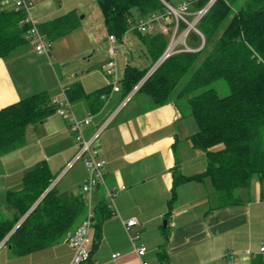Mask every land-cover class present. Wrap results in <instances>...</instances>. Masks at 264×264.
Here are the masks:
<instances>
[{
  "label": "crops",
  "instance_id": "1",
  "mask_svg": "<svg viewBox=\"0 0 264 264\" xmlns=\"http://www.w3.org/2000/svg\"><path fill=\"white\" fill-rule=\"evenodd\" d=\"M33 1L30 15L38 28L69 12H76L78 16L79 27L54 40L68 50V54L57 57L61 63L83 55V48L78 50L73 46H82L83 37L91 31V20L100 23L96 29L102 23L105 25L98 0ZM0 4L14 9L13 0H0ZM85 6L89 9L80 17L79 10ZM130 31L125 41L132 36L134 44L146 48L134 29ZM52 57V51L50 55L39 54L31 40L9 56L0 57V109L37 92H46L53 101L62 97L75 81L81 83L86 93L110 85L112 78L106 70L107 62L86 65L79 71L73 69L70 74L60 68L63 73L60 76ZM124 72L125 68L121 73L119 67L120 80ZM123 99L122 90L114 92L109 102L98 101L100 109L96 113L92 112L89 98L76 99L73 108L78 118L94 114L91 124L85 127L86 136ZM184 107L187 106L175 100L156 106L148 95L134 93L99 136L97 147L106 163L107 185L125 186V189L115 198L119 215L99 205L102 198L107 203L101 188L93 195L92 208L96 219H102V231L92 264H142L144 260L149 264H252L256 256L264 257L260 251L264 246V177L256 176L249 185L238 189L240 203L231 206H218L217 193L209 181H187L177 186L170 206L174 170L188 176L207 166L206 154L191 144L190 138L198 126L191 111L187 115ZM69 125L68 118L54 112L44 121L30 124L21 143L8 151H0V220L13 215L7 193L20 190L24 175L36 164L46 161L52 173L59 174L70 163L77 149ZM81 163L75 169L73 164L60 178L58 190L83 195L82 185L88 171ZM83 198L86 215L89 206L84 195ZM130 217L139 221L134 230L141 234L137 243L147 247L144 256L134 250L123 225L122 220ZM73 230L65 239L27 254H16L10 245H2L0 264H70L74 251L66 240ZM94 235L95 227L93 238ZM162 248L164 254L160 258L158 253ZM232 250L234 255L230 253ZM115 253L119 255L114 259Z\"/></svg>",
  "mask_w": 264,
  "mask_h": 264
},
{
  "label": "trees",
  "instance_id": "2",
  "mask_svg": "<svg viewBox=\"0 0 264 264\" xmlns=\"http://www.w3.org/2000/svg\"><path fill=\"white\" fill-rule=\"evenodd\" d=\"M165 1L171 4V0ZM208 1L198 0L192 8H202ZM247 1L249 5L239 6L236 1L216 0L197 25L204 35V46L170 56L148 77V70L162 55L169 39L159 32L134 29L151 63L142 68L125 66L120 80L123 97L142 82L135 93L148 95L156 106L173 100L188 105L198 126L191 144L207 157V166L199 173L186 176L174 170L170 206L177 186L187 181H209L217 193L218 206H231L240 203L238 189L249 185L256 176L264 177V0ZM98 5L107 32L120 42L139 18L166 9L162 0H98ZM24 16V10L0 4V57L9 56L28 42L29 26L21 23ZM179 26L183 29L186 24L180 22ZM78 27L76 12H69L42 23L39 30L54 41ZM188 43L198 47L201 37L192 32ZM220 80L229 88L224 96L211 86ZM109 87L86 93L75 81L66 93L72 102L89 98L92 112L96 113L100 109L98 101ZM55 110L46 92L34 93L0 109V151L21 143L30 124L44 121ZM57 175L46 161H40L24 175L20 190L7 193L13 215L0 220V243L9 235L7 245L14 253L27 254L53 245L81 223L86 210L83 195L60 191L56 185L49 188ZM99 205L107 208L103 198ZM101 225L102 219L97 218L92 256L101 240ZM158 254L161 258L164 248ZM92 263L91 259L88 264ZM252 264H264V257L256 256Z\"/></svg>",
  "mask_w": 264,
  "mask_h": 264
},
{
  "label": "built area",
  "instance_id": "3",
  "mask_svg": "<svg viewBox=\"0 0 264 264\" xmlns=\"http://www.w3.org/2000/svg\"><path fill=\"white\" fill-rule=\"evenodd\" d=\"M15 10H24L25 16L21 20V23L28 25L26 31V38L31 40L34 44L36 51L39 54L50 55L52 51L51 41L46 38L37 27L35 21L30 15L31 8L33 7V0H13ZM166 5V9L163 12H153L144 17L139 18L135 23L131 25L126 34L123 37V42L130 30L137 29L141 33H162L169 39L168 45L158 60L150 67L146 77L151 75L161 63L170 56L178 52H194L200 50L205 44V38L202 32L198 29L197 25L202 17L208 12L216 0H209L202 8L193 9L192 6L198 0H182L179 7H175L165 0H162ZM7 2V1H6ZM170 16H172L170 19ZM184 22L186 26L181 29L179 24ZM192 32H195L201 37V44L191 46L188 43V39ZM109 42V56L106 63V70L111 76L110 90L102 94L101 98L104 103L111 100L114 92L121 91L120 78H119V66L117 55L119 48L116 45L118 38L114 34L108 33ZM145 77V78H146ZM144 78V79H145ZM140 82L134 90L124 97L122 104L115 109L111 115H109L90 136H86L85 127L90 125L94 114L90 113L85 118H78L73 108V102L67 96L65 92L60 98L54 99L52 102L56 107L55 112L64 118H68L70 121L69 129L75 137L76 141V153L71 159L66 168L56 177L49 188H52L64 175V173L77 161L81 160L85 165L88 176L82 185V192L87 200L88 209L84 219L68 236L66 242L73 249V257L70 264H88L92 259V245H93V230L96 223V215L92 208V199L94 193L98 189L103 190L104 197L107 199V209L113 215H119V211L116 205L115 198L120 190L125 189V186L109 187L105 178V161L100 157L99 149L97 147V141L102 131L110 124L116 113L126 102L133 96V94L140 87ZM125 226L134 250L138 255L144 256L147 253V247L144 244H138V240L141 238V234L134 230L138 226L139 221L136 217H130L122 220ZM9 235L0 243L2 245L7 244ZM264 252V246L260 249ZM234 255L233 250L230 251ZM119 254L115 253L112 257L115 259ZM142 264H149L148 261H142Z\"/></svg>",
  "mask_w": 264,
  "mask_h": 264
},
{
  "label": "rangeland",
  "instance_id": "4",
  "mask_svg": "<svg viewBox=\"0 0 264 264\" xmlns=\"http://www.w3.org/2000/svg\"><path fill=\"white\" fill-rule=\"evenodd\" d=\"M54 1L57 2V0H54ZM181 1L182 0H171V4L175 7H179V4ZM230 1L231 2L236 1L237 2L236 4L239 6L249 5V2L247 0H230ZM88 9H89L88 6L81 8L79 10V16L81 17L85 13H87ZM171 17L172 16H170V19H172ZM91 23L93 24L90 26L91 31L89 32H91V34L88 32L87 35L83 37L82 46L80 45L73 46V48H77L78 50L82 48L85 50V52L81 56H78L76 58H68L69 60L67 59L66 61L61 63L57 57L68 54V50L64 48L63 44L59 42L54 43V41H51L52 42L51 43L52 56H53L52 63L55 65L57 72L59 73L60 76L63 75V73L61 72V69L65 70L66 74H70V72L73 69L76 71H79L80 69H82V67L86 65L94 64L96 62L103 64L107 62L108 59L110 58L109 56L110 46H109V42L106 40V38L108 37V32H107V29L105 28V25L102 23V26L96 29V25L100 23H98L96 20L95 21L91 20ZM90 27H87L86 29ZM130 32L128 33V35L130 34ZM131 37L132 36H128L125 42L123 43L118 42L116 44L119 48L117 60H118L121 73L123 72L127 64H132V65L142 68L147 65H150L151 63V59L149 58L147 54L146 48L143 46H139L138 43L134 44L132 42ZM147 56H148V59L146 58ZM89 60H91L90 63H88ZM211 86L217 89V91L219 92L221 96H224L229 93V88L227 84L222 80L212 83ZM180 103H184V102L180 101ZM184 111L187 112V115H190L191 113V112L189 113L190 108L188 107V105L187 107H184ZM81 162H82L81 160L77 161L74 164V166L72 165L73 166L72 168L73 169L77 168L79 165L82 164ZM64 169L65 167L62 168V170H60L59 174ZM69 171L70 169H67V171L64 174L68 173ZM59 174L57 175V177L59 176ZM58 182L56 183V185L58 184Z\"/></svg>",
  "mask_w": 264,
  "mask_h": 264
},
{
  "label": "water",
  "instance_id": "5",
  "mask_svg": "<svg viewBox=\"0 0 264 264\" xmlns=\"http://www.w3.org/2000/svg\"><path fill=\"white\" fill-rule=\"evenodd\" d=\"M164 223H166V220H165V222Z\"/></svg>",
  "mask_w": 264,
  "mask_h": 264
}]
</instances>
